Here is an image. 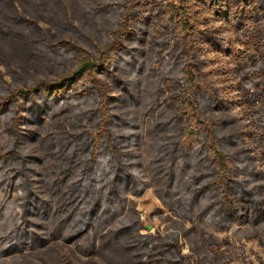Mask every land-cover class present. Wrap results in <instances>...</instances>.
<instances>
[{
	"label": "rangeland",
	"instance_id": "374dc122",
	"mask_svg": "<svg viewBox=\"0 0 264 264\" xmlns=\"http://www.w3.org/2000/svg\"><path fill=\"white\" fill-rule=\"evenodd\" d=\"M130 1L0 0V104L12 100L0 112V155L14 149L28 158L27 176L35 196L44 202L51 201L46 188L44 170L48 154L43 152V137L47 133H68L70 136L64 142L66 151H74V137L84 134L86 140L89 138L86 135H91L100 122L98 95L103 87L113 116L111 126L117 144L126 155V164L148 184L140 193L123 186L122 206L126 211L120 212L110 226L97 230L100 236L93 256L81 248L84 238L71 243L64 239L53 242L48 228L47 232L38 231L47 237L48 243L52 242L47 250L32 252L27 248L0 258V264H264V217L255 226L233 220L210 225V220L201 215L191 219L179 213L174 203L176 189H171L170 197L167 195L170 188L166 151L155 154L152 147L159 140H165L163 144L170 147L179 141L181 125L176 106L170 102L172 93L166 92L156 103L157 110L151 117L144 116L154 100L155 89L165 77L186 89L183 70L189 61V50L194 49L205 89L215 88L224 102V108L217 110L203 93L199 107L205 124L213 126L224 142L226 153L237 156L236 165L241 170L232 179L248 186H264V149L259 144L264 133V94L260 92L264 89V61L255 70L254 80L255 75L247 80L238 68L239 54L256 36L255 24L244 22V28H237L229 12L232 0H136L132 12L135 24L120 44L114 45L122 8ZM163 11L167 12L165 18L177 11L176 21L169 25L161 21L159 14ZM183 18L189 20L191 27L185 40L176 34ZM204 31L213 39L194 38V34ZM113 48L114 55L108 54ZM81 58L103 64L94 72L76 78ZM150 73L155 78H150ZM73 78H76L73 82H62ZM38 84L56 87L54 92L44 90L31 100L17 97L18 91ZM63 92L66 93L63 97H72L66 105L73 108L71 114L83 115L85 120L69 122L67 127L64 120L71 114L53 119L56 112H43L41 120L34 118L32 102L39 101L44 103V108L52 109ZM16 93L14 100L12 95ZM73 96L79 97L75 100ZM170 105L173 110H166ZM90 115H94L92 121L88 119ZM152 119L164 124L161 132L150 127ZM204 136L203 133L202 140ZM197 149L200 151L199 145ZM204 159L199 154L195 159L189 158L186 164L178 163V172L183 171L186 178L199 171L203 175L212 174L214 170ZM18 170L20 164L1 163L0 184L7 181L12 184L15 179L22 185L20 177L14 178L13 172ZM80 170H76L72 183L77 181ZM7 191L6 187L0 188V204L5 202V219L10 212L14 221L0 222V226L9 227L5 235L19 222L24 211L20 199L26 197L21 189L9 201ZM202 204L197 211H201ZM34 205L32 201L33 208ZM33 215L29 219L31 223L47 225L42 222V216ZM213 217L214 213L209 212L208 218ZM79 220L80 217L73 219L69 230ZM130 226L131 237L124 238L113 250L103 247L110 232Z\"/></svg>",
	"mask_w": 264,
	"mask_h": 264
},
{
	"label": "trees",
	"instance_id": "16d2710c",
	"mask_svg": "<svg viewBox=\"0 0 264 264\" xmlns=\"http://www.w3.org/2000/svg\"><path fill=\"white\" fill-rule=\"evenodd\" d=\"M232 5L229 6V12L232 14V19H234V24L238 29L244 28V22H253L255 24L256 36L249 40L250 46L246 47L238 57L240 72L244 73V77L247 80H250L252 74L255 75L257 67L264 61V0H232ZM136 6V0H131L123 6L119 30L113 39L114 45H119L120 41L132 30L135 24L132 12ZM166 13V11H163L159 14L161 21L166 22L165 24L168 25L176 21L177 11L173 12L168 18L164 17ZM178 24L176 34L182 40H185L188 36L187 31L191 29L189 20L183 18ZM195 36L196 38L198 36V38L202 37L207 40L213 39L206 31L198 35L194 34V38ZM194 42L193 46L196 44V40ZM115 51V49L110 50L108 54L114 55ZM189 51V61L183 70V76L187 84L186 89L182 90L180 83L165 77L161 81V86L155 89L154 100L150 103L144 115L146 118L151 117L157 110L156 103L166 92L172 93L170 102L176 106L175 112L181 125L179 141L177 145L170 147L171 145H167V143L163 144L165 140H159L152 147V152L155 154L166 151L164 153H166V164L169 168L167 186L170 188L167 195L170 197L171 189H176L178 195L174 203L177 210L180 214L186 215L191 219H194V216L201 215L202 218L210 220V225L217 226L220 223L222 225V220H233L234 222L246 221L250 225L255 226L264 217V186L261 184L248 186L232 179L231 176L241 170L236 165L237 156L232 157L226 153L224 142L213 130V126L208 127L205 124L199 107V101L203 98V93L207 95V101L212 102L217 110L224 108V102L218 96L219 94L215 88L205 89L201 80L200 67L194 56L195 51L194 49ZM79 64L75 72L76 78L94 72L97 67L99 68L103 64V61L93 63L81 58ZM248 70H251L252 73L247 74L246 71ZM149 76L150 78H155L152 73ZM76 78L64 79L62 82H73ZM252 78L254 80L256 75L255 77L252 76ZM55 87L54 85L38 84L33 88L18 91V95L16 93L12 95V98L16 100L15 95H17V97L24 96L26 100H31L33 95L43 94L42 91L44 90L54 92ZM261 90L262 94H264V89H260V92ZM66 93L68 94L69 92L66 91ZM66 93L63 92L55 100L54 108H57L56 110L58 111L53 110L54 108L51 109L50 106H46L45 111L44 103L41 104L36 100L32 102L31 107L34 118L41 120L44 116L43 112H56L53 115V119L71 114L73 108L66 105L72 97H63V94ZM98 97L100 101L97 113L100 116V122L91 135H86L89 137L86 140L85 136H83L84 134L74 137L76 142L73 145L74 151H66L67 147L64 142L70 136L68 133L63 135L47 133L43 137V152L48 154L44 172L46 173V188L52 197L51 201L44 202L38 200L35 196L32 181L27 176L30 173L28 158H23L14 149L4 151L6 153L0 155V164L8 166L20 164V170L13 172L14 178L20 177L24 183L18 185L15 179L12 184L8 183V181L2 182L0 188L3 187L4 189L6 187L8 189L7 195L9 199L7 200L13 201L14 193L21 189H24L26 193V197L22 200L20 199L23 202L24 211L15 228L5 235L4 233L9 229L8 225L0 226V236L4 237L1 238L2 240L0 239V258L14 253L18 254L27 248L31 249L32 252L47 250L52 242L48 243L47 237L42 236L38 231L47 232L48 228L53 242L64 239L67 243H71L84 238L80 246L89 256H93L92 253L96 252L97 239L100 236L97 230L100 227L110 226L116 221L120 212L126 211L125 207L122 206V204L124 205L122 197L123 186L128 191L135 189V193H140L141 190L148 186L145 179L141 175L138 176L126 164V155L122 153L121 148L117 144L116 135L111 126L113 116L109 109V97L104 94L103 87L99 89ZM76 98L75 100H77ZM10 101L12 100L8 99L6 103L0 104V112L6 109L7 102ZM43 102L45 101L43 100ZM166 110H173L172 106H167ZM18 116L20 117V115ZM93 116L90 115L88 119L92 121ZM79 120H85L83 115L71 114L64 120V123L68 127L69 122L78 123ZM149 125L153 130L159 132L164 129L162 122L153 119L149 121ZM67 127L65 126V129ZM73 129L75 130L76 126ZM203 133L205 136L202 140ZM259 140V144L264 149V133ZM198 145L200 146V151L197 149ZM49 154L51 155L49 156ZM199 154L204 155V161L207 166L214 170L212 174L203 175L199 171V173H191L186 178L183 171L178 172V163L186 164L189 158L195 159L196 155ZM79 169L81 170L77 173L78 179L75 183H72L71 180L75 177L76 170ZM32 201L35 202L34 208ZM4 203H1L2 206L0 207V222L5 219L7 210ZM200 204H202V209L197 211ZM56 206L57 208L54 210ZM209 212L214 213L212 219L208 218ZM32 213L42 216V222L47 225L41 226L40 224L31 223L29 219L33 215ZM77 217H80V220L75 223L73 229L69 230L72 220ZM5 220L14 221V216L9 212ZM132 233V226L114 230L108 234L103 247L113 250L124 238L131 237ZM177 258H179V263L182 262L179 254ZM163 264H169V262Z\"/></svg>",
	"mask_w": 264,
	"mask_h": 264
}]
</instances>
